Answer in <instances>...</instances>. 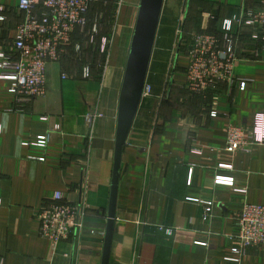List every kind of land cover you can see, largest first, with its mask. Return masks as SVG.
<instances>
[{"label":"crops","instance_id":"1","mask_svg":"<svg viewBox=\"0 0 264 264\" xmlns=\"http://www.w3.org/2000/svg\"><path fill=\"white\" fill-rule=\"evenodd\" d=\"M19 1L0 0V53L24 19ZM140 2L118 0L126 10V56L117 54L113 66L106 59L99 74L85 77L71 46L48 66L46 95L18 104L0 69V264H102L119 96ZM188 3L187 29L213 32L262 0ZM243 32L234 73L247 80L245 89L222 83L197 97L185 87L187 56L155 44L151 93L123 150L110 264H264L259 246L231 259L244 203L264 205V145L226 149L230 125L249 128L264 114V46L253 37L261 30ZM44 135L45 147L38 145ZM219 175L234 178V186L217 184ZM208 201L213 210L204 219ZM64 204L84 212L82 227L54 250L40 233L41 210Z\"/></svg>","mask_w":264,"mask_h":264},{"label":"built area","instance_id":"2","mask_svg":"<svg viewBox=\"0 0 264 264\" xmlns=\"http://www.w3.org/2000/svg\"><path fill=\"white\" fill-rule=\"evenodd\" d=\"M98 1L103 0L19 1L18 8L24 13V19L17 28L12 46L0 53L1 78L11 82L16 103L46 95L48 66L60 62L71 46L76 53L80 52V44L74 41L75 34L86 29L91 8ZM249 27L261 30V37L257 33L253 37L263 39L264 46V0L257 10L243 8L239 13L223 18L218 31L193 32L183 51L188 59L185 87L197 94L218 89L222 83L245 89L247 80L238 79L234 70L241 60L243 31ZM91 73L89 65L85 66L83 75L90 77ZM150 93L151 85L146 83L144 96ZM93 117L89 114L88 121ZM47 144L48 137L41 136L38 145L45 147ZM252 144L264 145V114L256 118L252 127L230 125L228 128L227 151L247 150ZM215 182L234 186L232 177L219 175ZM54 198L61 201L63 193H55ZM205 204L204 219H207L213 210V201ZM83 215L79 207L68 204L44 207L41 210V236L48 239L55 250L74 227H82ZM230 237L234 241L231 257L234 261H240L249 247H264V205L244 203L237 218V232Z\"/></svg>","mask_w":264,"mask_h":264},{"label":"water","instance_id":"3","mask_svg":"<svg viewBox=\"0 0 264 264\" xmlns=\"http://www.w3.org/2000/svg\"><path fill=\"white\" fill-rule=\"evenodd\" d=\"M165 0H141L119 96L114 169L102 264H110L122 155L147 83Z\"/></svg>","mask_w":264,"mask_h":264},{"label":"rangeland","instance_id":"4","mask_svg":"<svg viewBox=\"0 0 264 264\" xmlns=\"http://www.w3.org/2000/svg\"><path fill=\"white\" fill-rule=\"evenodd\" d=\"M188 6V0H166L157 34L158 47L167 45L172 46L173 50L184 51V46L193 33L186 27ZM125 13L126 10L120 8L118 0H103L94 3L90 11L88 26L76 37V43L80 44L81 49L73 56V64L81 69L89 65L92 73L99 74L106 59H108V64L111 63L113 66L117 54L120 53L121 58L126 56L128 36L124 38ZM186 63L187 59L182 64ZM190 92L188 93L193 96L199 95Z\"/></svg>","mask_w":264,"mask_h":264},{"label":"trees","instance_id":"5","mask_svg":"<svg viewBox=\"0 0 264 264\" xmlns=\"http://www.w3.org/2000/svg\"><path fill=\"white\" fill-rule=\"evenodd\" d=\"M78 32H81V31H78Z\"/></svg>","mask_w":264,"mask_h":264}]
</instances>
